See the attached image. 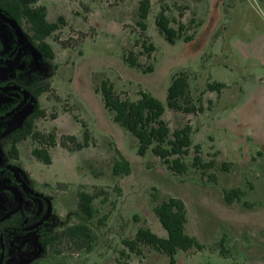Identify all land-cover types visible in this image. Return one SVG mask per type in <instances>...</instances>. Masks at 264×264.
<instances>
[{"label":"rangeland","instance_id":"rangeland-1","mask_svg":"<svg viewBox=\"0 0 264 264\" xmlns=\"http://www.w3.org/2000/svg\"><path fill=\"white\" fill-rule=\"evenodd\" d=\"M140 1L37 3L49 22L64 21L46 39L54 59L48 65L36 62L50 90L41 96L45 116L35 121V131L54 134L56 145L48 148L46 165L33 157L40 145L30 137L18 144L17 159L9 158V143H1L0 166L13 165L51 199L48 235L60 238L47 248L37 237L16 238L13 244L24 254L8 264H171L147 246L137 254L123 245L139 228L166 237L153 209L168 198L185 204L186 233L202 245L177 253L174 264H264V0H150L146 31L137 24ZM161 11L179 31L174 45L155 26ZM149 44L151 52L143 48ZM128 57L139 66L131 67ZM180 74L188 80L189 102L181 104L194 107L189 114L166 105L167 89ZM103 81L123 99L136 101L141 92L157 98L171 132L190 126L186 173L171 172L150 150L137 154V139L104 108ZM213 83L224 88L210 91ZM85 130L88 147L74 150L65 138L82 143ZM194 146L202 163L210 164L206 169L192 166ZM121 158L130 171L115 176ZM232 189L242 194L228 204L224 192ZM80 192L94 197L92 219L77 208ZM14 197L19 204L20 195ZM78 224L91 233L82 247L62 236Z\"/></svg>","mask_w":264,"mask_h":264},{"label":"trees","instance_id":"trees-1","mask_svg":"<svg viewBox=\"0 0 264 264\" xmlns=\"http://www.w3.org/2000/svg\"><path fill=\"white\" fill-rule=\"evenodd\" d=\"M39 0H0V8L5 10L6 14L15 19L18 23L24 21L28 32L31 34L38 51L43 58L48 61L54 59V53L50 45L46 42L54 32L58 31L64 24L62 18L57 22L51 23L47 20L45 7L37 6ZM150 11V0H141L138 9V26L141 30L146 31L145 21L148 19ZM155 26L159 34L170 45H174L180 38L179 31L171 27L168 17L164 11H161L154 20ZM182 29V27H180ZM147 52L154 50L152 44L143 47ZM127 62L131 67L139 66L136 60L127 58ZM148 70H151L148 68ZM188 80L185 75L175 76L167 89L166 105L169 109L192 113L194 107L183 106L181 101L185 100L188 104L189 93ZM207 88L210 91L219 92L224 88V84L213 83ZM50 90V85L45 84L44 88L37 90L35 96L39 92ZM99 92L102 96L104 108L113 114V121L122 129L134 136L139 144L138 155L143 157L148 150L162 161V163L173 173L181 175L186 173L188 166L184 161L189 155L192 148L191 128L185 125L182 128L170 131L169 126L164 121L165 105L157 98L147 92H141L140 98L136 101L123 99L117 95L112 85L108 81H103L100 85ZM44 115V111L42 112ZM39 117L37 115L27 120L20 135L14 136L10 142L8 155L11 159L18 158V144L27 138H31L37 142L40 147L32 151V155L38 161L48 165L51 163L49 147H55L56 139L54 134L44 135L35 131V121ZM67 142L74 146V150L80 151L88 147L89 136L85 130L83 133V142L78 143L76 138L68 136L65 138ZM65 147V143H61ZM195 156L192 160V166L195 168L206 169L210 164L202 163L199 156L198 146H194ZM130 171L129 163L121 158L114 164L113 174L115 176L128 174ZM242 192L238 189H232L224 192V200L231 204L234 200L239 199ZM94 197L86 192H80L78 195L77 208L81 215L88 219H92L96 214L93 206ZM153 212L157 217L162 229L166 233V237H159L148 228H139L135 233L133 240H124L123 245L131 253H140V246H147L157 251L170 260L171 264L175 263V256L179 252H187L191 249L201 250L202 245L194 238L186 233L187 212L185 204L177 198H168L157 204ZM4 225L0 223V233ZM69 241L75 246H84L91 242L90 229L84 224H78L66 228L62 232ZM60 236H45L41 240V245L51 247L59 240ZM44 264V263H36ZM64 264V263H52Z\"/></svg>","mask_w":264,"mask_h":264},{"label":"flooded vegetation","instance_id":"flooded-vegetation-1","mask_svg":"<svg viewBox=\"0 0 264 264\" xmlns=\"http://www.w3.org/2000/svg\"><path fill=\"white\" fill-rule=\"evenodd\" d=\"M11 22L17 25L19 32ZM38 61L40 65L50 62L38 51L25 22L18 23L0 8V144H10L31 117L45 116L39 102L47 91L35 94L38 88L49 83L45 71L36 69ZM7 166L13 165L0 166V223L4 225L0 233V264H8L10 259L24 254L22 246L13 244L16 238L37 237L41 245L43 237L48 235L47 222L52 208L48 196L36 191L27 177L18 174L14 177ZM17 180L33 192L23 190ZM14 194L20 195V206ZM5 216L7 218L3 219Z\"/></svg>","mask_w":264,"mask_h":264},{"label":"water","instance_id":"water-1","mask_svg":"<svg viewBox=\"0 0 264 264\" xmlns=\"http://www.w3.org/2000/svg\"><path fill=\"white\" fill-rule=\"evenodd\" d=\"M11 24L17 29V31L19 32V28L17 27V25L14 22H11ZM1 155V153H0ZM7 169L11 170V172L13 173L14 177H17L18 171L15 167L13 166H7ZM20 184V186L22 187L23 190L27 191V192H33L31 190H29L28 188H26L25 186L22 185L21 181L17 180ZM19 206H20V202H19ZM8 216V215H7ZM7 216H5L3 219L7 218ZM48 218V217H47ZM46 218V219H47Z\"/></svg>","mask_w":264,"mask_h":264}]
</instances>
